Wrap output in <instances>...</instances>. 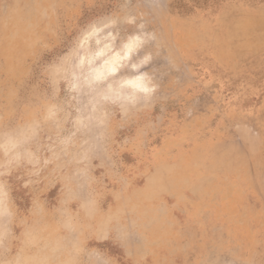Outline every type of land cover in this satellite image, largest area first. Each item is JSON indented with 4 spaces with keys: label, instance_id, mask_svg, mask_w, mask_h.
I'll return each mask as SVG.
<instances>
[{
    "label": "rangeland",
    "instance_id": "1",
    "mask_svg": "<svg viewBox=\"0 0 264 264\" xmlns=\"http://www.w3.org/2000/svg\"><path fill=\"white\" fill-rule=\"evenodd\" d=\"M105 24L112 53L140 43L89 87L79 44ZM137 75L148 93H107ZM26 154L46 178L86 171V197H11ZM0 192V264L20 248L29 258L12 264L51 253L36 243L55 230L26 229L58 205L74 250L115 231L137 240L136 264H264V0H0ZM17 236L27 244L4 245Z\"/></svg>",
    "mask_w": 264,
    "mask_h": 264
},
{
    "label": "crops",
    "instance_id": "2",
    "mask_svg": "<svg viewBox=\"0 0 264 264\" xmlns=\"http://www.w3.org/2000/svg\"><path fill=\"white\" fill-rule=\"evenodd\" d=\"M26 155L27 157L21 158V166L25 165L24 167H22L21 178L18 179L16 177V179L11 180V197L14 196L16 198L20 197L21 199H27L28 204L30 199H37L38 201V199H42L45 196L61 198L63 199V204L65 202V199L86 197V171L82 173L80 171L75 172L76 169L69 168L70 166L67 164L68 170L65 174L63 173L60 178L58 176L56 178H51L49 170L44 171V173L47 175L46 178L42 173H39V170L35 168L42 163H38V160L36 158H31L28 156V154ZM41 175H43V178H39ZM38 202L42 203L43 200H40ZM32 206L35 207V205ZM33 207L32 209L36 212L37 207ZM68 207L67 211L65 210V205H58V207L53 206L52 208H47L48 211H46V213L54 215L52 216V221H40L37 223L28 222L29 227H27L26 229L27 232H30V230L41 231L45 229L56 231H54V233L52 234V238H45L39 241V243H36L40 244V246L50 244L53 249L50 254H44L43 250L34 251L35 254H30L31 259H34L33 262L35 264H113V261H115V259L108 255V249L106 248V254L104 248H99L106 246L110 247V249L116 252L118 258H120L121 260V264H136L139 258L143 256L141 255V251H139L140 249H138L136 239L125 238L123 236H120L119 233H115V231H111L108 233V235L112 233V237H104V235L96 230L94 232V237L89 238V241L86 242L87 245L90 246L89 248L85 246V248H80L79 251L76 249L74 250V244H76V224L66 220L59 222L56 221L55 217V215L60 213H70V208ZM29 240L34 241L35 239ZM26 242H28V240H26L24 237L17 236L11 241H5L4 245L9 244L23 247L27 244ZM92 244L96 248H91ZM25 252L26 250L20 248L14 254H12L13 259L11 264L13 262L24 263L25 261H27L29 258H27V256H29V254H26ZM118 261L119 260L116 259L115 264H119ZM130 261L131 263H129Z\"/></svg>",
    "mask_w": 264,
    "mask_h": 264
},
{
    "label": "clouds",
    "instance_id": "3",
    "mask_svg": "<svg viewBox=\"0 0 264 264\" xmlns=\"http://www.w3.org/2000/svg\"><path fill=\"white\" fill-rule=\"evenodd\" d=\"M110 27L111 25L109 24H105L103 27H93L80 41L79 48L84 51V54L78 56L75 68L77 70H82L87 65L88 70L84 77V83L89 87L93 84H98L106 80L110 76H114L121 67L122 63L128 60L129 55L140 43L138 37L133 38L125 44L119 52H115L109 56V53H112L113 50L112 42L115 40V37L110 31L105 35H102V33H105V29ZM90 41H94L97 46V50L91 55L87 53ZM101 45L103 46L101 47ZM98 60H102V63L96 67L95 64ZM133 67L135 68L137 66L133 65ZM73 79L75 82L73 83L72 88L73 90H76L80 87V77L74 74ZM125 88L130 89V91L127 95L123 96V99L129 102H133L135 100L137 92L148 93L151 90L145 85L144 77L137 76L135 79L121 81L119 83V88L115 91L112 85L109 84L107 93L114 94L117 99H120V90ZM108 98V95L104 96V99Z\"/></svg>",
    "mask_w": 264,
    "mask_h": 264
},
{
    "label": "bare ground",
    "instance_id": "4",
    "mask_svg": "<svg viewBox=\"0 0 264 264\" xmlns=\"http://www.w3.org/2000/svg\"><path fill=\"white\" fill-rule=\"evenodd\" d=\"M123 46H124V44H123ZM121 49H119V51H120ZM134 51V50H133ZM115 52V51H114ZM117 52V51H116ZM112 54H114V53H112ZM112 54H110V55H112ZM109 55V56H110ZM131 55V54H130ZM130 55H129V57H130ZM102 63V62H101ZM100 63V64H101ZM99 64V65H100ZM96 67H98V66H96ZM138 76V75H137ZM140 76H143V75H140ZM135 77V76H134ZM133 79V78H132ZM135 79V78H134ZM127 80H128V78H127ZM138 93V92H137ZM2 192H0V215H2V214H4V212H5V203H4V201H3V199H2V194H1ZM225 211V213H227V214H232V213H234L235 212V205L234 204H231V203H228V205H226L225 206V209H224ZM244 233V234H243ZM243 233H242V235H243V237L245 238V240L246 241H248V242H251V234L249 233V231L248 230H244L243 231Z\"/></svg>",
    "mask_w": 264,
    "mask_h": 264
}]
</instances>
